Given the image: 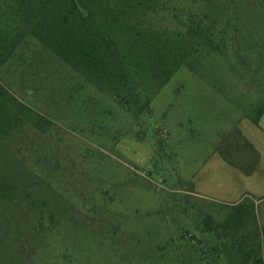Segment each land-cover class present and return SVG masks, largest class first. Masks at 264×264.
<instances>
[{"label": "rangeland", "instance_id": "374dc122", "mask_svg": "<svg viewBox=\"0 0 264 264\" xmlns=\"http://www.w3.org/2000/svg\"><path fill=\"white\" fill-rule=\"evenodd\" d=\"M0 80L30 109L0 142V172L29 191L0 204V264H178L187 229L207 252L208 236L194 222L205 213L225 219L222 203L255 205L264 227V133L246 110L261 96L235 73L224 92L183 66L152 112L140 114L127 96L87 80L30 36ZM238 130L262 153L251 175L225 160L248 155ZM30 194L49 202L54 219L46 214L44 227ZM181 202L192 213L179 212ZM214 257L210 264L230 263Z\"/></svg>", "mask_w": 264, "mask_h": 264}, {"label": "trees", "instance_id": "16d2710c", "mask_svg": "<svg viewBox=\"0 0 264 264\" xmlns=\"http://www.w3.org/2000/svg\"><path fill=\"white\" fill-rule=\"evenodd\" d=\"M258 7L262 16L254 11ZM30 36L87 80L127 96L140 114L152 112L155 95L185 66L215 80L224 92L226 76L235 73L248 94L261 96L246 108L253 123L259 125L264 115V3L258 0H0V71ZM257 59L262 65L256 69ZM26 110L28 105L0 80V142L14 134L19 112ZM238 134L248 155L243 163L225 160L251 175L261 153L240 130ZM11 176L0 172V204L29 192ZM29 197L37 202V219L44 227L46 214H52L49 202ZM178 206L179 212L192 213L188 204ZM220 206L228 209L222 221L205 213L201 223L194 222L208 236L207 252L200 253V241L187 229L179 240L183 253L178 264H210L208 255L215 254L226 255L229 264H264V227L255 205ZM215 264H221L219 257Z\"/></svg>", "mask_w": 264, "mask_h": 264}, {"label": "crops", "instance_id": "0c3cea01", "mask_svg": "<svg viewBox=\"0 0 264 264\" xmlns=\"http://www.w3.org/2000/svg\"><path fill=\"white\" fill-rule=\"evenodd\" d=\"M257 126H258V127L261 129V131L264 133V115L262 116V118H261V120H260V124L257 125ZM250 141H251V142L257 147V149L260 151L257 142H255L254 140H251V139H250ZM260 153H261V151H260ZM261 160H262V153H261Z\"/></svg>", "mask_w": 264, "mask_h": 264}]
</instances>
